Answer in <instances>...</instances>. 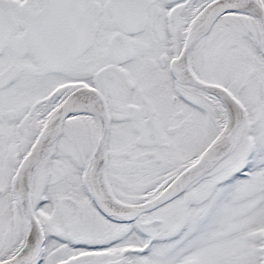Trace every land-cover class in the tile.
Returning <instances> with one entry per match:
<instances>
[{"label":"snow or ice","instance_id":"obj_1","mask_svg":"<svg viewBox=\"0 0 264 264\" xmlns=\"http://www.w3.org/2000/svg\"><path fill=\"white\" fill-rule=\"evenodd\" d=\"M0 264H264V0H0Z\"/></svg>","mask_w":264,"mask_h":264}]
</instances>
